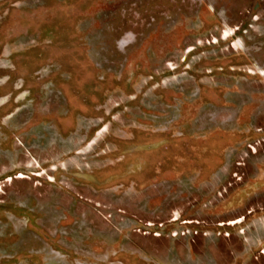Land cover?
I'll return each mask as SVG.
<instances>
[{
  "label": "rangeland",
  "instance_id": "rangeland-1",
  "mask_svg": "<svg viewBox=\"0 0 264 264\" xmlns=\"http://www.w3.org/2000/svg\"><path fill=\"white\" fill-rule=\"evenodd\" d=\"M0 264H264V0H0Z\"/></svg>",
  "mask_w": 264,
  "mask_h": 264
}]
</instances>
